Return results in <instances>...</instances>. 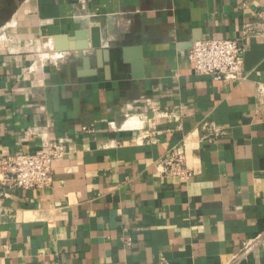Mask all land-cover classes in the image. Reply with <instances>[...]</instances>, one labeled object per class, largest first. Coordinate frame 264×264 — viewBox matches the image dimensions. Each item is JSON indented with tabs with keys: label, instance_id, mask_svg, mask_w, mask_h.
Here are the masks:
<instances>
[{
	"label": "crops",
	"instance_id": "crops-1",
	"mask_svg": "<svg viewBox=\"0 0 264 264\" xmlns=\"http://www.w3.org/2000/svg\"><path fill=\"white\" fill-rule=\"evenodd\" d=\"M224 38L243 77L197 74ZM262 86L264 0H0V154L67 150L50 188L0 186V264H264Z\"/></svg>",
	"mask_w": 264,
	"mask_h": 264
},
{
	"label": "built area",
	"instance_id": "built-area-1",
	"mask_svg": "<svg viewBox=\"0 0 264 264\" xmlns=\"http://www.w3.org/2000/svg\"><path fill=\"white\" fill-rule=\"evenodd\" d=\"M189 60L197 74L211 76L215 81L230 82L243 77L244 46L240 39H203L195 42L189 52ZM259 95L264 97V86ZM110 126L118 129L115 122ZM221 128H216L220 132ZM66 139L44 142L37 153L0 154V186L10 189H46L54 183V162L66 154ZM160 174L165 178L187 184L197 171L187 163L184 153L171 152L157 162Z\"/></svg>",
	"mask_w": 264,
	"mask_h": 264
},
{
	"label": "water",
	"instance_id": "water-1",
	"mask_svg": "<svg viewBox=\"0 0 264 264\" xmlns=\"http://www.w3.org/2000/svg\"><path fill=\"white\" fill-rule=\"evenodd\" d=\"M98 33L96 32V35H97ZM95 42V45H98V39H97V37H96V39L94 40Z\"/></svg>",
	"mask_w": 264,
	"mask_h": 264
},
{
	"label": "rangeland",
	"instance_id": "rangeland-1",
	"mask_svg": "<svg viewBox=\"0 0 264 264\" xmlns=\"http://www.w3.org/2000/svg\"><path fill=\"white\" fill-rule=\"evenodd\" d=\"M44 52H45V53H46V52L48 53V51L42 49V52H41V53H44Z\"/></svg>",
	"mask_w": 264,
	"mask_h": 264
}]
</instances>
